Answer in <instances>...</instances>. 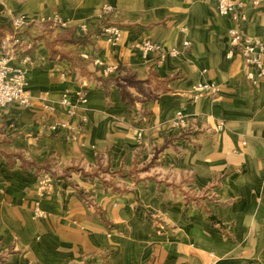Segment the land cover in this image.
I'll use <instances>...</instances> for the list:
<instances>
[{
  "label": "crops",
  "instance_id": "0c3cea01",
  "mask_svg": "<svg viewBox=\"0 0 264 264\" xmlns=\"http://www.w3.org/2000/svg\"><path fill=\"white\" fill-rule=\"evenodd\" d=\"M229 1L243 2L241 31L264 46V0ZM217 4L0 0V61L15 58L21 16L34 60V107L0 110L2 264H264V77L253 84L242 57L229 56L234 22ZM104 5L114 9L105 19ZM108 23L122 30L116 46L101 36ZM144 38L191 47L158 64L142 56ZM104 66L117 70L104 77ZM198 83L219 92L194 101ZM66 91L75 116L61 103ZM179 111L190 132L171 126ZM83 117L77 140L48 128L77 129ZM44 174L53 194L39 201Z\"/></svg>",
  "mask_w": 264,
  "mask_h": 264
},
{
  "label": "built area",
  "instance_id": "2783aa9c",
  "mask_svg": "<svg viewBox=\"0 0 264 264\" xmlns=\"http://www.w3.org/2000/svg\"><path fill=\"white\" fill-rule=\"evenodd\" d=\"M243 2H233L229 0H218L217 9L220 15L230 16L234 22V26L229 30V42L231 50L229 56L240 55L251 72L247 74L249 80L256 84L261 78L264 77V46L263 44L252 37L246 36L241 31V24L243 23L244 16L242 12ZM101 17L108 18L114 14V9L110 5H104L101 9ZM55 27L65 29L68 26V22H63L59 17L53 18ZM30 26V21L26 17H16L12 20V27L14 34L12 39L14 43L20 42V35L25 29ZM87 27L80 26L82 33L86 32ZM102 38L112 46L119 44L122 37V30L120 27L114 24H106L101 28ZM191 47L189 42H185L182 49L178 48H165L159 43H154L148 38H144L141 41V52L143 57L149 55H155L158 64L164 63L168 58H177L186 52ZM31 45L27 44L25 47H21L15 58H6L0 61V110L15 103L27 108L34 107L33 101L27 94L28 86V73L29 68L33 64V57L28 53ZM87 58L86 55H83ZM99 65H103L97 62ZM115 66H104L101 71L104 77H109L115 71ZM219 92L216 85L210 83H198L193 90V100L198 101L202 97H215ZM80 95V94H79ZM80 101L86 102V98L80 95ZM61 103L64 107L68 108V113L71 116L77 114L75 106L71 103L68 92L66 91L62 97ZM44 109L53 111L52 107L44 106ZM81 124L77 129L70 128L66 123H50L48 128L53 132L66 131L68 136L72 140H77L83 132V124L87 122V119L83 117ZM171 126L178 129L180 132H190L192 126L183 112L179 111L171 120ZM54 178L50 174H44L39 181L36 188L37 197L40 200L51 196L53 194ZM35 217L38 219L45 218L44 212L39 207L35 209Z\"/></svg>",
  "mask_w": 264,
  "mask_h": 264
},
{
  "label": "rangeland",
  "instance_id": "374dc122",
  "mask_svg": "<svg viewBox=\"0 0 264 264\" xmlns=\"http://www.w3.org/2000/svg\"><path fill=\"white\" fill-rule=\"evenodd\" d=\"M28 1H30V2H32V0H28ZM55 17H57V16H55ZM54 17V18H55ZM16 18V17H15ZM14 18V19H15ZM61 21H65V20H63V19H61V18H59ZM13 20V19H12ZM66 22V21H65ZM52 25L54 26L55 24H53V22H52ZM28 29V28H27ZM27 29H25L24 31H23V33H21L20 35H22L23 37L22 38H20V42L19 43H17V44H15L14 43V40L13 39H11L10 41H11V43L12 44H14V46H16V51H15V56L17 55V53H18V51H19V49L21 48V47H25L27 44H26V41H27V36H28V32L26 31ZM12 31H13V34H14V29H12ZM111 180V182H112V179H110ZM111 182H109V183H111ZM125 188V187H124ZM155 212H156V210H155ZM152 222H153V224H154V228H159L160 230L162 229V227L164 226V220L161 218V215L160 214H158V213H154V215H152ZM3 253H1L0 252V264H2L4 261H5V255H2Z\"/></svg>",
  "mask_w": 264,
  "mask_h": 264
},
{
  "label": "trees",
  "instance_id": "16d2710c",
  "mask_svg": "<svg viewBox=\"0 0 264 264\" xmlns=\"http://www.w3.org/2000/svg\"><path fill=\"white\" fill-rule=\"evenodd\" d=\"M74 38V37H73Z\"/></svg>",
  "mask_w": 264,
  "mask_h": 264
}]
</instances>
